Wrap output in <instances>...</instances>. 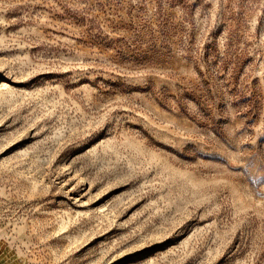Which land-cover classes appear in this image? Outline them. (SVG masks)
<instances>
[{"label":"rangeland","instance_id":"1","mask_svg":"<svg viewBox=\"0 0 264 264\" xmlns=\"http://www.w3.org/2000/svg\"><path fill=\"white\" fill-rule=\"evenodd\" d=\"M0 264H264V0H0Z\"/></svg>","mask_w":264,"mask_h":264}]
</instances>
